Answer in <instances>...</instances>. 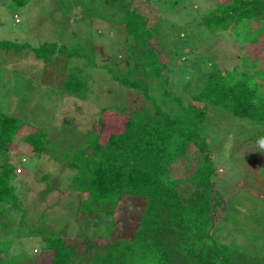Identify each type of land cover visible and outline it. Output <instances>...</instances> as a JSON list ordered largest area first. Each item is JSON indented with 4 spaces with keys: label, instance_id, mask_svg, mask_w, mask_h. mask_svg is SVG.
I'll use <instances>...</instances> for the list:
<instances>
[{
    "label": "trees",
    "instance_id": "trees-1",
    "mask_svg": "<svg viewBox=\"0 0 264 264\" xmlns=\"http://www.w3.org/2000/svg\"><path fill=\"white\" fill-rule=\"evenodd\" d=\"M82 1L87 7L95 8L86 0ZM156 1L168 12L175 10L178 4L186 6L190 0ZM212 1L214 6L196 20L197 26H201V35L220 33L230 38L238 36L251 45L264 44V0ZM121 2L127 3V7L118 21L122 24V33L127 36V43L133 46L131 54L138 57L133 63L135 75L142 74V78L130 76V71L122 74L107 69L106 73L114 86L126 91L139 89L144 101L138 103L140 95H132L125 98L122 106L100 109L96 130L64 153L45 146V140L40 148L48 161L52 160L62 170L71 172V182L77 184V190L87 194L80 201V210L84 208L87 215L90 212L102 215L101 222L106 219V232L67 237L61 233L42 235L38 231L41 228L37 227L31 234L42 240L43 247L36 260H4L11 256L6 257L0 249V264H264V252L250 253L236 244L217 240L214 228L225 220L228 225V208L216 188L215 152L209 149L210 138L205 131L206 120L210 121L207 119L209 109L219 108L261 127L250 138L259 142L254 149L258 154H255H264V64L255 58H247L249 61H243L244 64L231 63L232 68L227 69L218 68L214 60L212 70L201 76V87L191 93L189 100L173 96L177 102L174 113L163 109L147 93L149 85L144 81L148 76L163 77V94L169 96L171 93L165 87L169 78L163 76L167 55L158 51L161 40L156 36L157 28L152 19L159 9L153 7L152 0H97L96 4L103 6L104 10H112L110 16L115 19L119 10L113 5ZM24 3L25 0L17 1V5ZM188 11L191 17L186 16ZM194 12L195 9L182 7L178 14L188 18L185 19L188 25L195 22ZM99 15L107 19L101 13ZM201 35L193 36L188 32L184 38L196 40ZM77 46L60 43L57 36L54 41L43 40L35 47L27 42L0 39V50L17 52L27 49L43 64L55 52L67 60L89 59L90 53L83 46ZM239 52L225 58L234 59ZM202 66L199 63V69ZM83 86L76 72H70L63 82L64 89L70 92H78ZM114 111L121 114L120 123L108 122L117 119ZM0 116V214H5L0 225L8 230L14 226L11 223L13 213H8L20 211V202L9 178L20 167L16 168L10 160L11 154L17 151L15 138L23 125L31 128L23 140L27 149L35 153L42 130L14 116ZM191 148L195 149L191 171L180 179L172 177L173 164L191 158ZM261 169L264 172V167ZM36 172L41 173L35 177L42 181L40 183H50L40 192L44 196L53 190L56 181L51 178L50 171L37 169ZM124 197L139 199L137 202L142 205L133 229L122 235L114 230L118 226L114 212L120 210V201ZM138 251L142 253L141 258L136 255Z\"/></svg>",
    "mask_w": 264,
    "mask_h": 264
},
{
    "label": "rangeland",
    "instance_id": "rangeland-1",
    "mask_svg": "<svg viewBox=\"0 0 264 264\" xmlns=\"http://www.w3.org/2000/svg\"><path fill=\"white\" fill-rule=\"evenodd\" d=\"M17 1L0 0V39L27 42L35 47L43 40L54 41L57 36L60 43L83 46L90 53V58L84 61L75 58L67 60L55 52L43 64L27 49L17 52L0 50V114L14 116L42 130L35 153L27 149L23 140L26 132L32 131L31 128L23 125L15 138L17 151L11 154L13 157L10 160L16 168L20 167L9 178L20 202V211L11 210L8 213H13L11 223L14 226L7 230L0 225L1 252L6 257L11 256L4 260L23 262L27 259L35 261L42 251V240L31 234L37 227L41 228L38 231L42 235L61 233L67 237L106 232V219L101 222L102 215L99 216L98 212L87 215L84 208L80 210V201L87 194L77 190V184L71 182V172L62 170L42 154L40 148L44 140L45 146L64 153L96 130L100 109L122 106L125 98L132 95H140L137 101L143 102L144 96L139 89L126 91L114 86L106 73L110 69L122 74L130 71L129 75L134 78L142 75H135L133 63L138 61V57L131 54L133 46L127 43V36L122 33V24L118 21L127 3L113 5L119 10L114 19L110 16L112 10L98 7L97 0H86L94 9L87 7L82 0H25L23 5H17ZM152 1L153 7L159 9L152 19L157 28L156 36L161 40L158 51L167 55L163 76L169 78L165 87L171 93L169 96L163 94V77L148 76L144 81L149 85L147 93L163 109L174 113L177 102L173 96L189 100L191 93H196L201 87V76L212 70V62L216 61L218 68L227 69L232 68L231 63L244 64L243 61H249L247 58H255L264 64V44L251 45L238 36L230 38L220 33L201 35V26H197L196 20L214 6L212 0H190L186 6L178 4L175 10L168 12L160 7L159 1ZM182 7L195 9V22L187 25L186 16L191 17L192 14L188 11L189 14L182 17L178 14ZM100 13L107 19H102ZM108 19L112 21L108 22ZM188 32L201 37L196 40L184 38ZM195 47L199 48L196 50ZM237 52L239 56L235 60L225 58ZM199 63L203 65L200 69ZM70 72H76L84 83L78 92L66 91L63 87ZM114 113L117 119L108 122L120 123L121 114ZM208 115L210 121L206 120L205 131L210 138L209 149L215 152L214 179L216 188L226 200V218L229 220L228 225L226 220L218 224L214 233L220 242L236 244L250 253H263L264 172L261 168L264 167V154L256 155L258 150L254 149L259 142L250 138L261 127L219 108H210ZM194 151V148L189 151L191 158L173 164L172 177L180 179L191 171ZM84 164H87L86 160ZM37 169L52 172L51 178L56 181L53 190L44 196L40 192L50 183H40L42 181L35 179L36 174L41 175L36 172ZM137 200L124 197L120 201V210L114 212L118 223L114 230L118 234H127L133 229L142 205ZM4 215L0 214V220H4ZM136 255L141 258V251ZM39 260L37 262H43Z\"/></svg>",
    "mask_w": 264,
    "mask_h": 264
}]
</instances>
